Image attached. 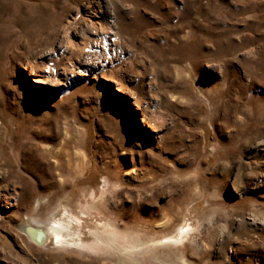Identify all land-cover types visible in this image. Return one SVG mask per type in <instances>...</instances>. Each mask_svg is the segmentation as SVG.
I'll return each instance as SVG.
<instances>
[{
    "label": "rangeland",
    "instance_id": "obj_1",
    "mask_svg": "<svg viewBox=\"0 0 264 264\" xmlns=\"http://www.w3.org/2000/svg\"><path fill=\"white\" fill-rule=\"evenodd\" d=\"M0 264H264V0H0Z\"/></svg>",
    "mask_w": 264,
    "mask_h": 264
},
{
    "label": "bare ground",
    "instance_id": "obj_2",
    "mask_svg": "<svg viewBox=\"0 0 264 264\" xmlns=\"http://www.w3.org/2000/svg\"><path fill=\"white\" fill-rule=\"evenodd\" d=\"M255 222L256 221L254 219L250 220V223H252V224H255ZM72 224H73L72 218H70L68 215H66L63 212L62 213L58 212V213L53 214L51 219H49L48 221H44V222H40L38 220H35L34 218H29V219H27L26 222H24V221L22 222V225H23L22 229L24 230L26 237L29 238L31 241H34L36 243L42 241V239L45 237L46 240L49 239L56 244L74 245V244L80 243L81 240L78 237V235L76 233H74ZM109 225H111V224H109ZM178 232H179L178 235H181L180 238H176L175 236L169 237V238L166 237L167 240L165 238V241L162 243L160 242V244L165 245V243H176V242H178L187 233V228L186 229H180ZM110 236L112 237L113 240L115 239L114 241H116L117 236L114 233V231H110ZM97 241H96V243H97ZM92 247H94V246H92ZM133 249L134 248L132 247L130 250H133Z\"/></svg>",
    "mask_w": 264,
    "mask_h": 264
},
{
    "label": "water",
    "instance_id": "obj_3",
    "mask_svg": "<svg viewBox=\"0 0 264 264\" xmlns=\"http://www.w3.org/2000/svg\"><path fill=\"white\" fill-rule=\"evenodd\" d=\"M44 238H45V237H44ZM44 238L42 239V241H40V242H37V243H39V244L43 243V241H44Z\"/></svg>",
    "mask_w": 264,
    "mask_h": 264
}]
</instances>
